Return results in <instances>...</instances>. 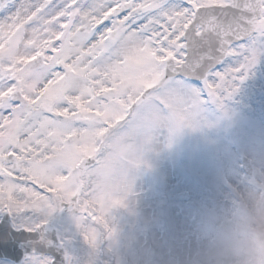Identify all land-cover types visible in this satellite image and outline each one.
Returning <instances> with one entry per match:
<instances>
[{
	"label": "snow or ice",
	"instance_id": "snow-or-ice-1",
	"mask_svg": "<svg viewBox=\"0 0 264 264\" xmlns=\"http://www.w3.org/2000/svg\"><path fill=\"white\" fill-rule=\"evenodd\" d=\"M261 55L264 0H0V212L37 232L67 205L95 249L156 134L223 108Z\"/></svg>",
	"mask_w": 264,
	"mask_h": 264
},
{
	"label": "rangeland",
	"instance_id": "rangeland-1",
	"mask_svg": "<svg viewBox=\"0 0 264 264\" xmlns=\"http://www.w3.org/2000/svg\"><path fill=\"white\" fill-rule=\"evenodd\" d=\"M228 60L224 67L235 66ZM237 91L224 100L202 105L200 122L169 136L157 133L138 167L124 179L129 191L124 205L110 210L107 235L93 249L77 227V214L61 206L47 217L67 254V264H158V257L196 222L201 212L233 188L264 178V55L237 81ZM252 165V176L241 169V159ZM6 212H0V219ZM16 229L40 223L29 214L23 223L10 215ZM51 259L32 256L33 260ZM0 264H14L0 260Z\"/></svg>",
	"mask_w": 264,
	"mask_h": 264
},
{
	"label": "clouds",
	"instance_id": "clouds-1",
	"mask_svg": "<svg viewBox=\"0 0 264 264\" xmlns=\"http://www.w3.org/2000/svg\"><path fill=\"white\" fill-rule=\"evenodd\" d=\"M158 264H264V178L205 208Z\"/></svg>",
	"mask_w": 264,
	"mask_h": 264
},
{
	"label": "water",
	"instance_id": "water-1",
	"mask_svg": "<svg viewBox=\"0 0 264 264\" xmlns=\"http://www.w3.org/2000/svg\"><path fill=\"white\" fill-rule=\"evenodd\" d=\"M242 170L251 176L253 169L247 158H242ZM32 255L51 256L54 264H67L66 252L56 234L53 224L47 223L37 232L16 231L5 214L0 223V259L22 264Z\"/></svg>",
	"mask_w": 264,
	"mask_h": 264
},
{
	"label": "flooded vegetation",
	"instance_id": "flooded-vegetation-1",
	"mask_svg": "<svg viewBox=\"0 0 264 264\" xmlns=\"http://www.w3.org/2000/svg\"><path fill=\"white\" fill-rule=\"evenodd\" d=\"M3 218V216L1 217V219ZM1 219H0V221H1Z\"/></svg>",
	"mask_w": 264,
	"mask_h": 264
}]
</instances>
